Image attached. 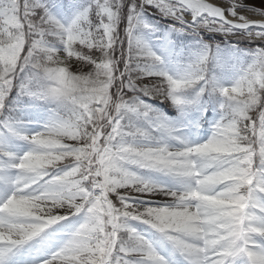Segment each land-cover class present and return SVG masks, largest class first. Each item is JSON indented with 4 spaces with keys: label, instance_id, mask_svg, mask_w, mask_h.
Instances as JSON below:
<instances>
[{
    "label": "snow or ice",
    "instance_id": "snow-or-ice-1",
    "mask_svg": "<svg viewBox=\"0 0 264 264\" xmlns=\"http://www.w3.org/2000/svg\"><path fill=\"white\" fill-rule=\"evenodd\" d=\"M0 264H264V0H0Z\"/></svg>",
    "mask_w": 264,
    "mask_h": 264
}]
</instances>
